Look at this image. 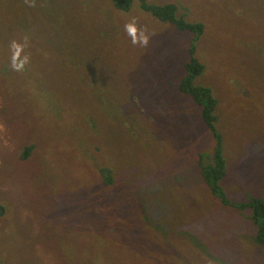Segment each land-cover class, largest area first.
Instances as JSON below:
<instances>
[{"label":"rangeland","instance_id":"obj_1","mask_svg":"<svg viewBox=\"0 0 264 264\" xmlns=\"http://www.w3.org/2000/svg\"><path fill=\"white\" fill-rule=\"evenodd\" d=\"M150 1L205 24L224 189L264 198V0ZM192 40L136 0H0V264H264L249 211L201 174L214 140L179 88Z\"/></svg>","mask_w":264,"mask_h":264},{"label":"trees","instance_id":"obj_2","mask_svg":"<svg viewBox=\"0 0 264 264\" xmlns=\"http://www.w3.org/2000/svg\"><path fill=\"white\" fill-rule=\"evenodd\" d=\"M112 1L119 9L128 11L132 9L135 0ZM136 2H139L142 10L151 14L156 19L163 22H170L180 31L192 33L193 40L188 49L189 57L183 64L184 73L179 81V88L185 95L193 98L196 104L200 107L201 118L210 130L214 140V146L211 154L200 153L199 160L201 174L213 195L220 199L223 204H226L231 208H238L242 211H249L248 217L256 227V232L255 235H252V239L253 241L255 240L258 245L264 247V198L256 193H249V195L247 194V198L245 200L234 202L227 196L223 186L222 181L228 169V159L224 151V137L222 133L223 123H221L220 120V98L216 93H214L211 86L199 81V78L202 76L207 67L206 63L201 61L197 53L198 41L204 33L206 27L205 24L202 21L188 20L184 15L180 14L179 5L175 3H158L150 0H136ZM32 148L33 146L28 147L25 154L28 155ZM110 171L111 170L109 168H106L104 170V174L107 176V180L109 181L108 183H113L114 179ZM172 217H169L170 222L168 224H182L177 218L178 216L174 217L175 219L177 218V224L174 222V218L172 220ZM144 221L146 223L149 222V220L145 219ZM185 224L189 225L188 222ZM128 225L131 226L132 222L128 221L127 226ZM119 226H122V224L118 221H113L110 228V233L114 234L118 238L117 241L124 239L123 236L119 234ZM159 228L161 229L162 227L159 225ZM166 229H170L171 232L166 234L167 231H163V234L167 236L169 234H185L189 238L193 239L192 242H194V244L199 243L204 250V246L200 241H198L199 238L188 229L185 228L184 230L183 227L179 228L178 226ZM165 243L169 242L165 241Z\"/></svg>","mask_w":264,"mask_h":264},{"label":"water","instance_id":"obj_3","mask_svg":"<svg viewBox=\"0 0 264 264\" xmlns=\"http://www.w3.org/2000/svg\"><path fill=\"white\" fill-rule=\"evenodd\" d=\"M0 212H1V209H0Z\"/></svg>","mask_w":264,"mask_h":264}]
</instances>
